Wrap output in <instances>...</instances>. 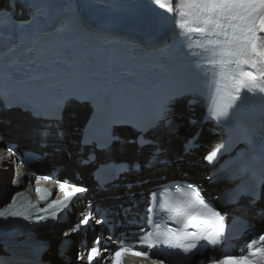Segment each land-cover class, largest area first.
<instances>
[{
    "label": "snow or ice",
    "instance_id": "1",
    "mask_svg": "<svg viewBox=\"0 0 264 264\" xmlns=\"http://www.w3.org/2000/svg\"><path fill=\"white\" fill-rule=\"evenodd\" d=\"M152 2L159 8L165 9L168 13H175L177 16V19L175 20L177 38L185 43V45L189 48L191 55L201 57L199 62L200 64H211L213 61L209 58L201 56L198 52L192 51L191 41L193 37L190 35V32L204 34L206 30L199 27L185 30V24L187 21H182L180 18L188 16L191 12L195 14L198 19H202L205 24L213 23V17H220L229 21L237 18L243 21H248L247 27L237 26L242 35L234 36V40L242 42L239 47L242 49V54L245 57L243 63L247 68L253 69V71H246L243 73L244 76L249 77L248 80H236V83L227 86L231 90L226 92L225 105L222 109L213 110L209 117L210 119L216 121L227 119L229 116V109L234 108L237 101L245 98V96H255L257 94L264 95V0H167V3L165 4H161L160 0H152ZM183 4L191 6L190 12L180 10V5ZM223 54L231 55L233 52L231 49H226L223 51ZM233 79H235V77H233ZM172 110V108L165 104L161 107L157 119L154 120L151 125L147 127L140 125L137 126L138 131L135 139H143L144 141L143 143H138V148L142 149L152 143V141L146 136V133L148 131H155L158 129L162 122L166 123L171 131L172 122L168 119V113ZM41 134L45 135L46 133L42 131ZM195 139L196 138L193 137V140L189 141L185 145V151L191 150V147L194 146ZM117 141L118 137L109 135L105 141L99 145V147L107 150L110 149L113 143ZM223 148L224 145L221 144L210 152L205 157L207 162L210 164L213 163L215 157H217ZM8 150L12 151V148L9 147ZM158 152L159 149H156L154 155ZM33 174L36 176L37 183L40 180H47L51 178L49 175H41L37 173ZM57 183L59 184V191L63 193V200H56L53 198L46 208H41L39 210L41 213L51 212L53 218L57 217V208L70 209L80 195L88 191V189L84 186L73 184L66 180H57ZM173 186L175 187V191L177 193L189 197L193 202L192 207L196 209L194 212L185 213L175 208H168V211H175L178 214L179 218L176 219L175 223L179 224L183 221L187 226L193 228H195L198 224L215 226L211 229H205L204 231L206 232V235H204L202 239L209 245L215 246L218 244L219 240L214 237L224 235L226 215L217 210L205 199L203 196V190L198 184L175 182ZM168 187L169 186H165V190ZM40 191L41 190L37 188L38 195L40 194ZM18 195H22V193H15L11 200L5 204L3 208H0V219L7 220L10 218H20L37 224L47 221L48 217L44 215L37 214L33 220L32 216L28 214L26 210L21 211L15 209L14 205L16 203V196ZM171 195V192H167L166 195L164 192H152L150 194L151 199L149 204L145 209V216L142 218V220H146V223H142L140 225V232L144 235L132 243H125L123 241L119 242V246L111 252L110 256L104 258L105 261L111 260L112 264H120L121 257L125 254H131L133 256L142 257L145 260H150L151 264H165L164 260L152 257L151 248L145 251L140 250L139 246L147 243L148 236L151 234V229L159 226L160 212L163 210L162 201L167 200L171 197ZM98 222L107 223L106 220ZM89 223L90 218L85 216L79 221L77 226H73L69 229V231L77 232L79 230V226H88ZM131 223L136 222L132 221ZM172 236L174 239H157L154 246L163 244L166 247L180 249L183 251L185 256H187L192 249L197 247L198 241L197 243L188 245L184 243L185 240H190L197 236L195 231L186 232L183 236H178L175 232H173ZM100 239L101 238L97 236L95 244L99 245ZM105 251H108V249H105ZM98 252V247H92L89 249V264H91L94 259V254H97ZM201 264H203V262H201ZM210 264H264V233L260 234L257 238L248 241L245 249H241L240 255H224L220 258L211 260Z\"/></svg>",
    "mask_w": 264,
    "mask_h": 264
},
{
    "label": "bare ground",
    "instance_id": "2",
    "mask_svg": "<svg viewBox=\"0 0 264 264\" xmlns=\"http://www.w3.org/2000/svg\"><path fill=\"white\" fill-rule=\"evenodd\" d=\"M76 120H78L76 118ZM75 119H72L70 121H76ZM30 123H27L25 121H20L17 122L16 125L12 126L10 129H8L11 134L15 135V136H21L25 130H27V125H29ZM181 134H183L181 132ZM172 146L174 148H179V139L177 140H173L172 142ZM131 149V148H130ZM2 158H4V156L2 155ZM56 160L63 162L64 164H66L68 167L71 166V162L67 159H65L64 155H60V156H56ZM6 162H10L9 159H6ZM87 171V170H86ZM85 171V172H86ZM15 179V172L12 171L11 169H9L8 171H3L2 168L0 167V208L2 206H4L8 201L9 198L11 196V192L13 191V180ZM25 179L19 180L24 182ZM72 226V224H69L68 226H64L62 228V230L66 229L67 232H69V227ZM56 245L52 244V249L48 251L49 256H51L54 259V263L55 264H65L64 262H62V260L57 258V254H56ZM74 253V251L72 252ZM73 264H78L77 262H74Z\"/></svg>",
    "mask_w": 264,
    "mask_h": 264
},
{
    "label": "water",
    "instance_id": "3",
    "mask_svg": "<svg viewBox=\"0 0 264 264\" xmlns=\"http://www.w3.org/2000/svg\"><path fill=\"white\" fill-rule=\"evenodd\" d=\"M15 193H17V191H14V190H13V191L11 192V196H13Z\"/></svg>",
    "mask_w": 264,
    "mask_h": 264
}]
</instances>
